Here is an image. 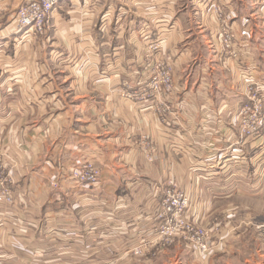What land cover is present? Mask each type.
Returning <instances> with one entry per match:
<instances>
[{"label":"crops","instance_id":"0c3cea01","mask_svg":"<svg viewBox=\"0 0 264 264\" xmlns=\"http://www.w3.org/2000/svg\"><path fill=\"white\" fill-rule=\"evenodd\" d=\"M24 1L0 0V264H262L233 246L264 227V123L236 120L248 84L264 96V0H62L28 35ZM166 68L165 100L122 96ZM85 162L94 183L72 177ZM169 186L209 254L159 235Z\"/></svg>","mask_w":264,"mask_h":264},{"label":"built area","instance_id":"2783aa9c","mask_svg":"<svg viewBox=\"0 0 264 264\" xmlns=\"http://www.w3.org/2000/svg\"><path fill=\"white\" fill-rule=\"evenodd\" d=\"M61 0H26L21 3L15 14L17 30L22 34L39 33L47 25L51 11L58 5ZM216 12L220 14V8L216 7ZM224 25L220 31V37L223 45L230 48L231 39L234 34H230ZM250 86L252 102L250 105L243 106L237 113L236 119L239 123L240 133L245 136H255L259 132L260 127L264 123L261 111L264 107V96L260 92ZM252 86V88H251ZM148 93L140 92H122V96L133 101L140 98L160 96L165 100L166 95L172 89L170 80V71L168 68L156 71L151 77L148 84ZM164 100L160 102V106L167 108ZM159 111V109L156 108ZM153 147L147 153L148 160H153ZM101 169L92 162H85L79 168L72 171V177L78 183H94L98 180ZM11 179L7 175L0 174V202L6 204L13 203V192L10 187ZM188 206V198L183 192L176 190L174 187H168L164 190L162 200V209L160 217L163 223L159 228V235L166 241H171L174 237L180 236L187 243L191 244L195 250L201 254H209L215 249L216 243L210 241L209 230L201 225L190 221L185 212Z\"/></svg>","mask_w":264,"mask_h":264},{"label":"rangeland","instance_id":"374dc122","mask_svg":"<svg viewBox=\"0 0 264 264\" xmlns=\"http://www.w3.org/2000/svg\"><path fill=\"white\" fill-rule=\"evenodd\" d=\"M14 21L16 22L15 16H14ZM16 29H17V27H16ZM17 31H19V30H17ZM230 34H232V33H230ZM231 44H232V39H231ZM224 47L226 49H228V47H226V46H224ZM170 80H171V85H172L173 81H172V78H171V74H170ZM149 81L145 82L144 85L139 86L138 89L136 91H134V92L143 91L144 93H148L149 92V89H148ZM172 89H173V85H172ZM172 89L170 90V92H172ZM152 98H155V97L154 96H151V97H147V98H140V100H138V101H141L142 102V101H146V100H149V99L152 100ZM162 105H163V107L160 106L159 104L158 105L154 104L153 106H154V109L157 108V109H159V111L161 110V108L164 109V111H166L165 108H164V104H162ZM156 111L159 112L158 110H156ZM261 115H262V120L264 121V107L262 108ZM151 146L152 145H149L147 147L148 153H149V151H151L150 150ZM155 151H156V149H153V151L150 152V153H154L155 154L156 153ZM188 219H190V218H188ZM190 221L192 222L193 220L190 219ZM196 224H198V223H196ZM237 240H238L237 241V246L234 245L233 247H236L239 250V252H242L243 253V255L244 254L251 255V258L253 259V261H260L262 264H264V256L261 255V254L264 255V227H262L261 230H259L256 227H254L253 233H244V234H241ZM237 259L240 261V258H236V260ZM242 259H243V257H242ZM233 260H234V258H232V261ZM232 264H236V262L234 261V263H232ZM240 264H244V263L240 261Z\"/></svg>","mask_w":264,"mask_h":264}]
</instances>
